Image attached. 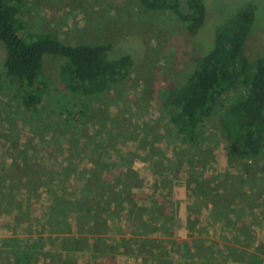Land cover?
Listing matches in <instances>:
<instances>
[{
	"label": "rangeland",
	"instance_id": "rangeland-1",
	"mask_svg": "<svg viewBox=\"0 0 264 264\" xmlns=\"http://www.w3.org/2000/svg\"><path fill=\"white\" fill-rule=\"evenodd\" d=\"M205 1V22L194 37L197 53L203 56L211 45L216 19L249 3L255 7L254 29L261 30L250 47L261 38L264 0ZM21 5L22 36L48 33L66 44L113 43L123 50L133 46L125 37L137 34L146 49L125 82L94 98L63 92L50 66L49 89L32 111L0 95V264H13L18 244H29L30 264H66L69 250L75 256L68 260L76 264H264V150L252 158L229 146L215 118L198 144L185 146L159 109V95L191 57L176 16L146 12L139 0H21ZM262 48L264 38L252 52ZM2 52L0 42V58ZM231 103L230 96L221 99L216 113ZM90 171L105 179L103 190L111 187L113 195L86 213L105 215L104 225L87 226L97 232L84 226L74 236L49 219L50 206L80 196ZM122 171L132 172L133 187L116 200ZM15 198L22 199L20 205ZM146 204L175 206L173 222L141 227L138 206ZM241 219L250 237L239 236ZM149 237L161 240L153 244ZM99 239L100 246L105 241L111 247L98 260L88 245L94 243L97 253Z\"/></svg>",
	"mask_w": 264,
	"mask_h": 264
},
{
	"label": "trees",
	"instance_id": "trees-1",
	"mask_svg": "<svg viewBox=\"0 0 264 264\" xmlns=\"http://www.w3.org/2000/svg\"><path fill=\"white\" fill-rule=\"evenodd\" d=\"M139 1L146 12L167 11L176 16L191 46L189 62L166 84L158 104L184 145L198 144L207 122L215 118L218 131L229 146L252 158L259 156L264 150V48L255 53L252 49L264 38V33L250 47L255 33L261 31L254 29V5H245L225 20L222 17L217 22L216 19L211 45L202 56L201 52L197 53L199 46L194 37L205 22V0ZM21 8V0H0V42L4 49L0 58V95L21 102L27 110L32 111L48 91L50 76L46 70L49 66L63 92L78 98H94L125 82L143 60L146 43L137 34L125 37L123 42L130 40L133 46L123 50L116 49L113 43L66 44L48 33L22 36ZM228 96L232 103L216 113L221 99ZM90 172L80 196L62 197L50 206V220L77 219L87 231L90 230L87 226L104 225L105 215L88 218L86 213L98 209L113 193L111 187L103 190L104 178L97 179ZM131 174V171L120 172L122 179H116L120 188L116 200L133 187ZM19 181L21 185L22 179ZM95 186L101 194L94 190ZM219 193L229 198L221 189ZM15 199V205H20L22 199ZM229 200L232 204L233 200ZM138 208L141 227L146 222L155 224L164 220L166 223L175 218L172 215L175 206L170 209L146 204ZM237 228L240 237H250V227L244 219ZM28 245H17L13 264L31 263L33 251H25ZM65 259L64 263L73 264L69 258Z\"/></svg>",
	"mask_w": 264,
	"mask_h": 264
},
{
	"label": "crops",
	"instance_id": "crops-1",
	"mask_svg": "<svg viewBox=\"0 0 264 264\" xmlns=\"http://www.w3.org/2000/svg\"><path fill=\"white\" fill-rule=\"evenodd\" d=\"M140 207H141V205H140ZM131 209L129 211H131ZM129 211H128V213H129ZM124 221H126V219ZM58 223H59V225H58L59 228L61 227L65 231H70L71 230V233H74V236H75V234H80L79 236H81L83 234L82 232H84L83 231V227L81 225V222L79 220H77V219L71 220V221H67V222L63 219L62 221H59ZM177 223H179V221ZM61 228H60V230L63 231ZM79 236L74 237V238H79ZM85 236H88V235H85ZM90 236H94V235L91 234ZM98 237L101 238V236H98ZM88 238H89L90 242L93 241V238H90V237H88ZM147 240L153 241L154 242L153 244H159V240H161V239H159V237H157V238L156 237L155 238L154 237H149ZM100 242H101V239L98 240V245L95 246V248L98 249L97 253L95 252V249L93 248L94 243L92 245H90V244L88 245L89 247H92V250H91L92 257H94V254H96L95 257L98 260L101 259V258L106 257L107 253H108L107 250L111 247V245H108L107 242H105V241H104V244L102 246H100ZM25 251L26 252L31 251L30 247L26 248ZM13 253H14V258H15V252L13 251ZM32 254H33V252H32ZM32 254H31V256H32ZM74 254L75 253L72 250H69V252L65 255V257H68V258H72L73 257L74 258V256H75ZM114 254H115V252H114ZM113 258H116L115 255H114ZM70 260H72V259H70ZM72 263L76 264L73 260H72Z\"/></svg>",
	"mask_w": 264,
	"mask_h": 264
}]
</instances>
